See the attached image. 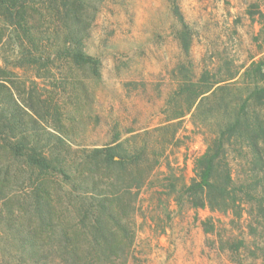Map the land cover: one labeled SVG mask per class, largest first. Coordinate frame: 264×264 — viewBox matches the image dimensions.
<instances>
[{
    "label": "rangeland",
    "instance_id": "obj_1",
    "mask_svg": "<svg viewBox=\"0 0 264 264\" xmlns=\"http://www.w3.org/2000/svg\"><path fill=\"white\" fill-rule=\"evenodd\" d=\"M30 1L40 10L29 11L30 38L0 11V120L10 139L57 165L45 182L58 232L78 222L83 197L110 195L133 239L115 264H264V200L242 196L219 211L194 207L184 191L234 103L250 94L245 71L264 62V0H86L79 26L63 16L61 0L54 8ZM77 48L99 59V74L70 57ZM216 82L230 86L201 104L185 88ZM232 142L239 181L254 158ZM109 145H118L122 167L91 157ZM257 165L264 196V161ZM37 178L0 149V264L21 250ZM82 248L90 250L85 241Z\"/></svg>",
    "mask_w": 264,
    "mask_h": 264
},
{
    "label": "trees",
    "instance_id": "obj_2",
    "mask_svg": "<svg viewBox=\"0 0 264 264\" xmlns=\"http://www.w3.org/2000/svg\"><path fill=\"white\" fill-rule=\"evenodd\" d=\"M49 8H54L53 0H49ZM32 3V4H31ZM63 16L73 21L74 26L82 22L84 11L87 8L86 0H61ZM43 5V3L41 4ZM40 5V6H41ZM0 11L7 16L8 22L28 32L29 38V11L38 13L39 5L30 0H0ZM264 36V12L259 13ZM183 24V46L188 52L190 49V35L184 18L179 14ZM26 25V26H25ZM28 26V27H27ZM70 57L77 63L90 65L98 72L99 59L87 54L82 49L69 51ZM36 58V57H35ZM264 62H252L245 71L244 84L250 90L245 99L234 103V112L231 118L223 123L216 137L208 145L205 153L197 159V179L185 187V192L194 207L223 211L224 208L243 202L246 196L250 202H262L260 195V172L257 163L264 161L260 142L264 143ZM234 79V77L232 78ZM212 84L186 85L189 91H194L193 102L201 99L209 101L219 92L228 90L230 85ZM196 87V89H193ZM186 89H184L185 91ZM260 110V113L257 110ZM12 123V129L17 123ZM0 120V149L11 152L14 159L26 165L33 173H37L35 186L32 189V212L28 217L29 228L27 236L19 240L20 252L6 258L7 264H115L126 260L133 239L129 235L128 227L120 218L116 206L115 196L94 195L91 199L83 197L78 210V222L74 226L64 228L59 233L60 223L57 222L55 208L51 200L50 189L46 186V178L57 170V165L46 156L36 145L23 141H13L9 138ZM236 139L243 142L253 159V167L249 175L237 181L233 175L228 158L229 147ZM118 145H109L96 148L91 157L100 161L109 168L122 167L125 157L117 151ZM116 156H120L117 161ZM62 173L64 169H60ZM261 198H258V196ZM89 196V195H88ZM97 196V197H96ZM261 203V205H262ZM83 235V238L81 237ZM83 241L89 246L84 252ZM5 258V257H4ZM9 258V259H8ZM5 263V264H6Z\"/></svg>",
    "mask_w": 264,
    "mask_h": 264
}]
</instances>
